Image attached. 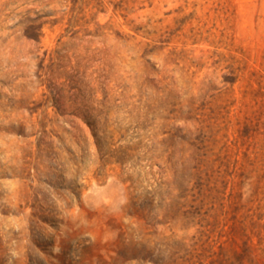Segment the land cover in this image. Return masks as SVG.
Segmentation results:
<instances>
[{
  "label": "rangeland",
  "instance_id": "obj_1",
  "mask_svg": "<svg viewBox=\"0 0 264 264\" xmlns=\"http://www.w3.org/2000/svg\"><path fill=\"white\" fill-rule=\"evenodd\" d=\"M0 264H264V0H0Z\"/></svg>",
  "mask_w": 264,
  "mask_h": 264
}]
</instances>
